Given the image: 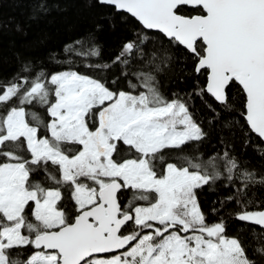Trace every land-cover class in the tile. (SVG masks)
Segmentation results:
<instances>
[{
    "label": "snow or ice",
    "instance_id": "snow-or-ice-1",
    "mask_svg": "<svg viewBox=\"0 0 264 264\" xmlns=\"http://www.w3.org/2000/svg\"><path fill=\"white\" fill-rule=\"evenodd\" d=\"M89 4L141 31L111 63L85 67L120 65V76H134L146 91L134 94L130 79L132 90H121L119 76L112 88L71 68L0 85V264H264V210L248 211L251 200L227 198L241 208L236 219L259 226L258 243L225 235L223 220L206 223L197 189L220 178L199 162L207 133L188 101L162 94L155 75L191 80L189 99L199 97L213 119L217 108L232 114L222 128L264 159V0ZM143 30L158 37L147 54ZM84 45L77 40L62 51L99 57L98 47ZM133 57L149 70L132 71ZM14 98L20 106H9ZM33 102L47 122L26 112ZM223 158L231 180L241 165L228 151ZM242 174L241 195L249 185L264 189V174Z\"/></svg>",
    "mask_w": 264,
    "mask_h": 264
},
{
    "label": "trees",
    "instance_id": "trees-1",
    "mask_svg": "<svg viewBox=\"0 0 264 264\" xmlns=\"http://www.w3.org/2000/svg\"><path fill=\"white\" fill-rule=\"evenodd\" d=\"M113 23L115 27L112 26ZM140 31L138 24L133 27L132 23L121 21L119 17L113 20L108 16L107 9L95 5L90 6L89 0H0V85L9 81L18 82L22 77H27L29 81L35 80L41 70L50 75L71 68L81 74L108 82V86L112 88L116 86L110 81L119 76L117 85L121 90H132L127 86V81L130 79L133 84L137 85L134 94L146 91V88L139 86L140 82L134 76H120V65H114L107 71L85 67L86 64L111 63L119 54L122 45L136 39V34ZM143 34L148 36L141 46L147 54L153 50V44L156 43L158 37L154 32L145 30ZM77 40L85 41L84 47L93 45L98 47L99 57H88L87 59L76 56L66 57L62 51L63 48L65 45H72ZM76 47L81 48L80 45ZM52 55H56L60 61L71 59L72 64L53 63L50 59ZM25 65L30 68V71H22ZM130 68L132 71L149 70L143 67V62L135 57L131 59ZM155 75L162 94L168 99H173L175 93L188 101L189 111L193 113L194 119L207 133L206 138L199 143L197 152L200 156L199 162L208 172L219 171L220 178L197 189V198L201 210L205 213L206 223L213 224L223 220L225 235L236 236L245 244L258 243L259 227L236 219L235 215L241 208L236 200L229 201L227 198L236 197L241 205L251 200L255 207L247 206L248 211L264 210V189L258 184L249 185L244 190L246 195L240 194L243 184L246 183L243 171L245 169L254 170L257 179L261 178L264 174V159L256 153L252 144L247 147L242 146L238 136L230 137L229 131L222 128V121L232 114L217 108L220 117L213 119L214 114L199 97L193 95L189 99L188 93L192 89L191 80L182 79L178 73ZM27 86L25 84L22 87ZM9 106H20L19 100L14 98L9 102ZM23 106L26 112H36L47 122L48 116L45 108L36 105L35 102ZM2 111L6 109L0 107V112ZM235 118L239 119L238 113ZM209 120H212L211 124ZM222 137L224 142H221ZM225 151H228L231 157H235L241 165L240 169L232 173L231 180L228 179L229 173L223 158ZM188 154L193 155L191 152ZM214 156L216 160L209 164V160ZM253 229L256 235H253Z\"/></svg>",
    "mask_w": 264,
    "mask_h": 264
},
{
    "label": "water",
    "instance_id": "water-1",
    "mask_svg": "<svg viewBox=\"0 0 264 264\" xmlns=\"http://www.w3.org/2000/svg\"><path fill=\"white\" fill-rule=\"evenodd\" d=\"M145 31H147V32H153L152 30H145ZM253 226H255V225H253ZM256 227H259V226H256Z\"/></svg>",
    "mask_w": 264,
    "mask_h": 264
}]
</instances>
